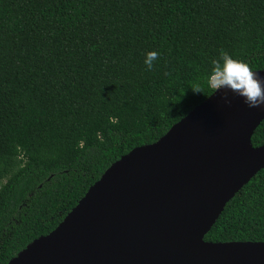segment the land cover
Wrapping results in <instances>:
<instances>
[{"label":"trees","instance_id":"1","mask_svg":"<svg viewBox=\"0 0 264 264\" xmlns=\"http://www.w3.org/2000/svg\"><path fill=\"white\" fill-rule=\"evenodd\" d=\"M221 49L264 71V0H0V264L206 101ZM205 240L264 243V170Z\"/></svg>","mask_w":264,"mask_h":264},{"label":"water","instance_id":"2","mask_svg":"<svg viewBox=\"0 0 264 264\" xmlns=\"http://www.w3.org/2000/svg\"><path fill=\"white\" fill-rule=\"evenodd\" d=\"M263 121L264 105L215 90L158 142L115 162L53 232L8 264H264V243L205 240L264 170V146L252 144Z\"/></svg>","mask_w":264,"mask_h":264},{"label":"clouds","instance_id":"3","mask_svg":"<svg viewBox=\"0 0 264 264\" xmlns=\"http://www.w3.org/2000/svg\"><path fill=\"white\" fill-rule=\"evenodd\" d=\"M158 56L157 51L146 53L144 64L148 70L153 68ZM213 65L208 81L216 91L227 88L242 97L244 103L250 108L264 105V79L259 78L247 63L233 59L221 49L219 59L214 60Z\"/></svg>","mask_w":264,"mask_h":264}]
</instances>
